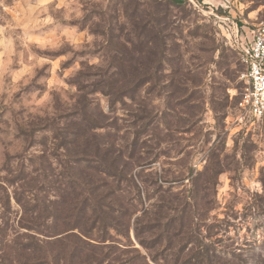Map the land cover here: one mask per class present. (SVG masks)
Segmentation results:
<instances>
[{
    "label": "rangeland",
    "instance_id": "1",
    "mask_svg": "<svg viewBox=\"0 0 264 264\" xmlns=\"http://www.w3.org/2000/svg\"><path fill=\"white\" fill-rule=\"evenodd\" d=\"M259 27L264 0H0V176L8 158L31 160L30 171L55 176L49 186L33 177L53 201L66 174L64 143L77 132L120 156L128 174L100 192L113 191V211L131 217L128 230L106 210L127 237L98 226L90 240L101 247L78 252L63 241L40 260L175 264L178 253L211 255V246L252 264L264 259V121L239 107L241 44ZM12 192L11 238L21 216ZM71 197L86 201L83 190ZM67 218L87 230L89 215ZM136 218L155 224L140 237L148 250Z\"/></svg>",
    "mask_w": 264,
    "mask_h": 264
},
{
    "label": "trees",
    "instance_id": "2",
    "mask_svg": "<svg viewBox=\"0 0 264 264\" xmlns=\"http://www.w3.org/2000/svg\"><path fill=\"white\" fill-rule=\"evenodd\" d=\"M90 130L92 131L93 128H90ZM90 130H88V133H91ZM88 133L86 132V136ZM70 135L76 137L78 141L74 139L71 142L64 143L63 160L59 166L63 168L66 174L62 177L64 180L59 181L53 201L49 200L50 190L42 191L39 188H34V184L38 182V179L33 177L39 174V177H42L40 184L49 186L55 176H49L44 168L37 170L38 174H35L36 171L32 172L29 169L32 161L30 160L27 166L25 158H8L5 161L1 170L3 176H0V197L3 199L1 207L3 213L0 218L1 264H49V262L47 263L49 257L46 256L47 260L42 261L38 258V253H46L44 250L46 247L63 243V241L72 242V248L78 250V252L87 248L101 247V244L105 242L104 240L97 241L98 244L92 243L90 240L91 234L98 226L102 230L110 228L112 231L117 232L119 236L127 237L122 232H118L117 228H114V224H109L106 210H112V215L118 213L116 215H119L120 218H125L124 223L128 230L131 217L126 212L124 213L122 209L113 211L115 206H110L114 203L113 191H108V194H105L108 196V200L110 198L109 204L102 203L105 195L100 193L104 189L101 184L104 181L113 180V183L119 184L127 179L125 161L120 156H113L109 149L97 148L90 136L85 137L84 133L77 132ZM74 146L79 148L78 151H75L77 153L75 156L71 155ZM79 154L83 156H79ZM40 159H43V164L46 163L49 170L52 169L53 163L51 160L43 157ZM97 178L101 180L98 181ZM55 181L57 180L55 179ZM130 181L133 182V179L130 178ZM51 184L53 185V183ZM8 187L13 189V199L21 209V216L17 221V229L20 233L13 238L9 234L8 221L5 216L10 202L7 193ZM80 190L85 192L86 201L85 198L83 200L77 199V203L72 204L71 196L75 191ZM52 191L54 193V190ZM41 194L44 195L43 198H39ZM26 196L32 197L30 199L31 205L24 202ZM87 202H92L93 205L90 207ZM88 215V221H82L85 223L87 230H82V228L79 230L77 224L71 225L66 222L68 220L67 216L76 223L81 222V217L86 220ZM142 220V218H136L134 221L135 237L140 246L148 250L150 248L147 247L145 240L140 237L147 227L151 228L152 225L154 227L155 224L143 225ZM119 221L122 222V220ZM153 223L157 224L156 221ZM74 230L78 232L76 233ZM84 237L89 240H85ZM160 241L159 238L153 239L152 245H157ZM213 248L211 246V255L203 249L197 248L194 253L186 255L185 260L178 253L175 264H252L246 261L245 258L243 260L242 256L235 254V252L227 257V255L217 252ZM153 261H156V259H153ZM254 264H264V259L262 258Z\"/></svg>",
    "mask_w": 264,
    "mask_h": 264
},
{
    "label": "built area",
    "instance_id": "3",
    "mask_svg": "<svg viewBox=\"0 0 264 264\" xmlns=\"http://www.w3.org/2000/svg\"><path fill=\"white\" fill-rule=\"evenodd\" d=\"M241 81L244 93L240 110L249 118L264 121V27L251 32L246 44H241Z\"/></svg>",
    "mask_w": 264,
    "mask_h": 264
}]
</instances>
